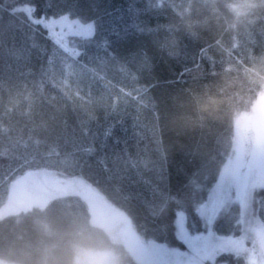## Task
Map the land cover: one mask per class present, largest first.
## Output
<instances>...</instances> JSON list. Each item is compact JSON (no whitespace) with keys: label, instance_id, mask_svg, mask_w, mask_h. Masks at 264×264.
Here are the masks:
<instances>
[{"label":"trees","instance_id":"1","mask_svg":"<svg viewBox=\"0 0 264 264\" xmlns=\"http://www.w3.org/2000/svg\"><path fill=\"white\" fill-rule=\"evenodd\" d=\"M24 7L36 19L58 11L55 0H0V208L16 179L46 169L84 179L146 243L185 249L178 220L203 231L197 209L234 158L236 118L264 90V0H79L101 41L81 43L79 56ZM255 208L264 223V189ZM240 214L220 211L215 233L240 235ZM85 251L138 264L77 195L0 220L9 264H77Z\"/></svg>","mask_w":264,"mask_h":264},{"label":"rangeland","instance_id":"2","mask_svg":"<svg viewBox=\"0 0 264 264\" xmlns=\"http://www.w3.org/2000/svg\"><path fill=\"white\" fill-rule=\"evenodd\" d=\"M16 12L49 36L46 29L52 18L36 19L30 7ZM60 23L65 24L67 32V22ZM61 43L68 45L67 39ZM259 73L264 75V60ZM234 146V158L227 162L207 201L197 209L203 231L192 234L184 218L178 220V237L185 249L146 243L127 214L84 179L46 169L27 172L13 182L8 202L0 208V220L32 208H45L56 198L77 195L87 201L93 223L122 244L138 264H264V223L255 208V194L264 189V90L251 110L236 118ZM232 204L241 209V233L223 237L215 233L214 221ZM221 255H232L233 259L220 261ZM0 264L9 263L0 260ZM77 264H118V257L112 251H85Z\"/></svg>","mask_w":264,"mask_h":264},{"label":"snow or ice","instance_id":"3","mask_svg":"<svg viewBox=\"0 0 264 264\" xmlns=\"http://www.w3.org/2000/svg\"><path fill=\"white\" fill-rule=\"evenodd\" d=\"M55 6L58 8L56 13H51L52 22L47 27L46 31L49 33V41L57 46L63 47L73 56H79L80 45L95 43L98 47L101 46V41L96 39L98 34V25L95 18H88L86 21L81 16L79 11V0H55ZM52 5H49V9ZM60 21L67 22L68 31L65 32V24ZM58 26V27H57ZM119 35V33H114ZM70 40V43L75 44V48H70L67 44H62L63 40ZM109 43L103 41V47H109ZM114 127L105 129V138L113 134Z\"/></svg>","mask_w":264,"mask_h":264}]
</instances>
